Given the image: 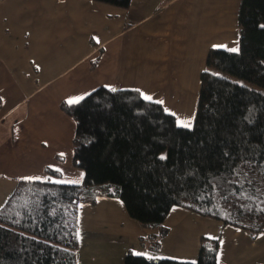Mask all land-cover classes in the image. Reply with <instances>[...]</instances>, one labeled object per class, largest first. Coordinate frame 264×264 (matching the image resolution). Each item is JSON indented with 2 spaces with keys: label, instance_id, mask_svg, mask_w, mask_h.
I'll use <instances>...</instances> for the list:
<instances>
[{
  "label": "crops",
  "instance_id": "0c3cea01",
  "mask_svg": "<svg viewBox=\"0 0 264 264\" xmlns=\"http://www.w3.org/2000/svg\"><path fill=\"white\" fill-rule=\"evenodd\" d=\"M239 6L240 0H131L127 9L93 0H0V209L20 179L82 182L84 171L73 165L76 123L61 109L64 101L76 103L100 86L134 88L182 121L190 60L203 71L211 48H237L236 35L227 44L216 32L233 26ZM162 228L155 249L150 237L162 229L133 219L121 199L83 204L77 264H126L129 252L196 261L203 236L220 237L217 264H264V232L253 237L179 206Z\"/></svg>",
  "mask_w": 264,
  "mask_h": 264
},
{
  "label": "trees",
  "instance_id": "16d2710c",
  "mask_svg": "<svg viewBox=\"0 0 264 264\" xmlns=\"http://www.w3.org/2000/svg\"><path fill=\"white\" fill-rule=\"evenodd\" d=\"M127 9L131 0H93ZM239 48H211L194 123L178 126L138 89L100 86L61 109L76 123L73 165L81 183L31 179L0 209V264H77L79 211L121 199L154 248L182 207L249 232H264V0H240ZM163 157V158H162ZM51 176L62 172L46 169ZM220 237L201 238L196 261L129 252L126 264H217Z\"/></svg>",
  "mask_w": 264,
  "mask_h": 264
},
{
  "label": "rangeland",
  "instance_id": "374dc122",
  "mask_svg": "<svg viewBox=\"0 0 264 264\" xmlns=\"http://www.w3.org/2000/svg\"><path fill=\"white\" fill-rule=\"evenodd\" d=\"M228 17H229V14L226 13L225 18H228ZM231 25L233 26L228 25L226 27V30L219 28L218 29L219 32H216L217 33L216 35L221 36L223 38L226 37L228 41L227 44H231L233 42L232 36L236 35V38H237L236 50H237L239 48V38H240L238 18ZM206 57L207 55L204 58L205 67H206ZM190 64H192L191 68L187 71V74L185 75V79H187L185 89L184 91H181V96H182L181 101L184 103V107H185L184 109L185 114H184V117L182 118V121H190L191 126H192L194 123L197 102H198V97H199V92H200V84H201L200 75H201L203 68L201 69L198 68L195 70L193 60H190Z\"/></svg>",
  "mask_w": 264,
  "mask_h": 264
},
{
  "label": "snow or ice",
  "instance_id": "6c2138e0",
  "mask_svg": "<svg viewBox=\"0 0 264 264\" xmlns=\"http://www.w3.org/2000/svg\"><path fill=\"white\" fill-rule=\"evenodd\" d=\"M233 51H236V49H233ZM144 99L151 101L152 97L145 95ZM72 102H78V100H73ZM157 103H163V102L162 101H157ZM165 111H167V109H165ZM178 126H182V127H185V128H190L191 127V122L190 121H179L178 122Z\"/></svg>",
  "mask_w": 264,
  "mask_h": 264
}]
</instances>
